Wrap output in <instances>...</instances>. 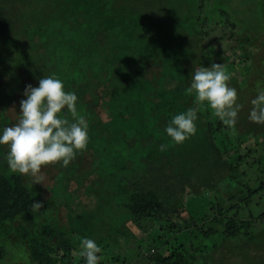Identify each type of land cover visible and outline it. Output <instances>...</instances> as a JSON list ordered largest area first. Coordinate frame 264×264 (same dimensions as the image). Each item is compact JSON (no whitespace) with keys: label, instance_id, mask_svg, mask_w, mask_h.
Masks as SVG:
<instances>
[{"label":"trees","instance_id":"trees-1","mask_svg":"<svg viewBox=\"0 0 264 264\" xmlns=\"http://www.w3.org/2000/svg\"><path fill=\"white\" fill-rule=\"evenodd\" d=\"M206 1L200 0L189 12L185 9L186 18L161 21L155 17L159 4L153 0H0V128L10 123L5 114L26 85L37 87L39 78L53 74L61 79L65 90L78 96V110L89 123L94 160L102 161L96 178L89 177L97 185L100 200L91 191L90 204L120 215L121 223L129 226L125 229H133L134 233L127 232L131 236L150 229L151 236L137 247L150 264H202L184 244L173 242L183 229L192 231L193 219H180L181 225L173 218L186 210L187 196L206 190L219 195L225 189L228 200L234 201L242 195L239 204L247 207L253 191L242 180L249 169L264 161V125L248 119L256 84L264 81L263 70L257 69V64L264 63V53H255L250 37L236 49L238 60L232 61L242 70L235 71L241 80L229 73L228 84L237 90V103L242 105L235 132L218 120H208L205 108L198 112L196 134L183 144H173L164 132L174 115L196 106L194 95L187 92L192 73L200 66L210 67L220 55L212 43H205L209 33L198 30V26L205 28L208 18L200 13L193 17L203 9L200 2ZM219 17L214 25H227L232 37L236 25L224 10ZM250 20L244 25L252 23L264 31L263 14ZM248 63H253L252 68ZM221 134L228 144L234 139L235 158L231 148L216 144L215 136ZM121 164L124 167L113 175L111 188V171ZM258 190H264V182ZM34 203L38 200L20 174L0 175V234L6 239L12 233L18 236L26 244L22 249H27L30 264H77L76 259L85 264L76 251L80 249L75 240L78 234L60 229L53 220L44 222ZM237 207L231 204L224 209L216 204V217L194 227L198 240L224 237L220 245L213 241L212 254L203 264H251L227 241L241 235L251 242L254 237L249 230L253 221L239 220L237 211L229 215ZM110 225L107 240L125 232L117 223ZM101 231L96 235L88 231L89 238L97 240ZM158 235L169 236L161 246ZM128 240L137 241L135 237ZM102 241L97 244L102 246ZM145 242L147 251L141 246ZM7 251L0 245V263ZM118 260L113 258L111 264H128Z\"/></svg>","mask_w":264,"mask_h":264},{"label":"rangeland","instance_id":"rangeland-1","mask_svg":"<svg viewBox=\"0 0 264 264\" xmlns=\"http://www.w3.org/2000/svg\"><path fill=\"white\" fill-rule=\"evenodd\" d=\"M199 1L200 0H163V2H160V0H153L155 4H159V7H157L158 9H155V17H159L161 21H166L170 18L181 19L183 16L186 18V10L187 12H189L190 9L193 10ZM201 4L203 6L202 11L199 12V10H197L193 14V17L195 19V16L200 13L201 18L205 16L208 18L205 28L198 26V30L209 33L204 40L205 43H212L213 51L220 54L217 59H213V63L221 64L227 73L233 72L236 79L240 81L241 77L238 73L242 70H237L232 63V61L238 60L236 49L243 44L245 39L250 37V42L251 45L253 44L252 48L255 53H264L263 29L261 30L258 26L253 27L254 25L252 26V23H249L250 25H244L245 22L251 21L250 19L257 20L261 14L264 15V0H207L203 3L200 2V5ZM222 10L227 12L229 19L236 25L232 37H230L231 29L227 25H214L215 22H220L219 13ZM172 15L174 16L172 17ZM161 21L159 24L162 23ZM247 28L252 30L249 31ZM223 36V41L214 42L215 39ZM252 64L248 63V66L252 68ZM259 64H257V69L263 70L264 72V63ZM235 71L238 73H235ZM252 74L253 71H251L249 76L251 77ZM22 93L23 91L20 94H17L15 102L5 114V116L9 118L10 123L4 127L11 126L16 122L17 115L19 114V102L24 98ZM205 110L207 112L206 117L208 120H217L212 116L210 110L206 108ZM99 115H101L102 120H105V115L102 110H99ZM223 135L225 134L215 136L216 144L221 148L223 146L231 148L230 155L232 158H235L236 144L233 142L234 139L232 138L231 144H228V141L224 140ZM88 143L90 144H88L87 148L84 151L77 153L75 159L70 162L67 167H60L59 164L47 166L43 169L42 178L21 175L24 182L27 184V187L31 190L32 195L38 200V203L42 204V207L40 208L42 219L44 222H50L51 220L55 221L60 229H66L67 232L73 230V232L78 234L75 236V240L80 243L83 236L89 238L90 235L88 231L96 235L98 229H102L100 235H97V240H95L96 238H92L97 243L99 240L101 241V239L104 240L102 241L101 246L104 255L102 264H111L113 258L120 259L118 261L124 260L128 264H150L147 263L146 259L143 258V256H140V253L137 251L140 242H143V240L145 241L146 237L148 239L151 236L149 235L152 232L150 229L139 237L131 236L127 232L132 231L133 229H125L129 226L121 223L120 215L112 214L110 209L107 210L102 205L99 206L96 204L91 206L90 192L94 191L97 193L95 196L96 201H99L100 197L98 195L99 190L94 188V186H97L92 182L94 179L91 180L92 178L89 177L91 175L93 178H96V174L99 172L98 164L102 161H96L98 160L97 157L94 160L93 155H95V152L92 150L91 142L89 141ZM0 152H3V149H0ZM118 166V169L113 168L111 171V181L110 184H108L111 188L112 184H115V180L112 179L113 175L115 172L118 173L119 168H123L124 164ZM7 173L9 174L11 172L7 170L6 163L0 164V175ZM242 182L247 184L251 191H253V194L250 196V204L247 207L241 203L239 204L242 195L238 196L235 201L228 200L229 195L225 189H223V194L221 193L219 195H216L214 191L206 190L197 196H187L185 199L186 210H182L179 215L180 217H174L173 220L182 225L183 220L180 219H193L190 226L192 231L188 232L183 229L181 233L176 234L173 239L174 244L176 243V246L178 244H184L189 253H193L197 261L203 264V261L208 258V255L212 254L210 247L213 245V241L215 240V242L220 245L224 242V237L221 234H218L213 239L203 238L198 240L197 232L193 231L194 227H198L210 218L216 217V204H221V206L225 207L224 209L228 208L231 204H236L238 207L231 211L229 215L237 211V218L239 220L246 219L253 221L254 223L249 230L253 233L254 237L251 242H245L247 239L241 235H237L231 239L229 238L227 241H229L231 247L235 248L233 249L236 254L246 256L245 260L247 262H250L251 264H260V261L264 258V190L262 191L258 189L260 184L264 182V161H262L260 165H255L252 169H249L247 176L243 178ZM104 195L108 197L107 194L104 193ZM186 212L188 214H186ZM205 219L207 220L204 221ZM113 222L118 224L116 226L117 228H121L125 232H114V236L116 237L113 239L108 238L109 241L107 240V236L111 233L112 227L110 223ZM107 225L108 227H106ZM209 226L213 227L215 225L209 224ZM37 227H39V225H37ZM156 228H158V226ZM79 229L82 231L81 233L77 232ZM132 233L134 232L132 231ZM189 233H192V235ZM11 236V239H6L5 235L0 234V245L8 248L7 258L0 264H30L31 261L27 249H22L26 244L22 243L19 237L14 235V233H12ZM134 237L137 240L136 242L133 243L128 240L129 238L132 239ZM158 237L156 238V241L158 245L161 246L167 241L169 236ZM170 241L172 243V240ZM6 242L9 243L7 244ZM242 243H244L243 247H241ZM141 246L143 250H149L146 242L142 243ZM80 250L81 249L79 248L76 250L78 256ZM215 254L218 255V252H215ZM75 262L77 264H82L78 259H76ZM262 264H264V262Z\"/></svg>","mask_w":264,"mask_h":264},{"label":"clouds","instance_id":"clouds-1","mask_svg":"<svg viewBox=\"0 0 264 264\" xmlns=\"http://www.w3.org/2000/svg\"><path fill=\"white\" fill-rule=\"evenodd\" d=\"M229 80L221 64L200 66L192 73L187 92L194 95L196 106L174 115L164 128L173 144H183L196 134L202 108L235 132L242 105L237 103V90L229 86ZM22 95L16 122L0 128V164L6 163L7 170L14 174L42 178L44 168L56 164L67 167L87 148L89 123L78 110L76 93L66 91L63 81L54 74L39 78L37 87L26 85ZM251 105L248 119L264 125V81L257 82ZM164 149L162 144L160 150ZM41 207L40 203L33 204L37 211ZM80 249L85 264H102L103 249L94 239L82 238Z\"/></svg>","mask_w":264,"mask_h":264}]
</instances>
